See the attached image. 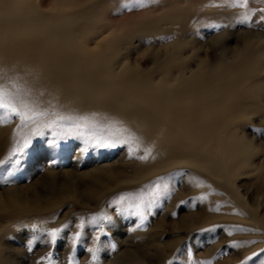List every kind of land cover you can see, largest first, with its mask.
I'll use <instances>...</instances> for the list:
<instances>
[{
    "label": "rangeland",
    "instance_id": "1",
    "mask_svg": "<svg viewBox=\"0 0 264 264\" xmlns=\"http://www.w3.org/2000/svg\"><path fill=\"white\" fill-rule=\"evenodd\" d=\"M15 2L28 19L39 16L46 26L64 28L73 48L64 47L63 52L109 54L116 58L118 71L155 76L158 83L161 69L179 61L187 77L226 74L233 91L226 104L237 106L224 120L230 127L226 136L238 138L247 152L237 157L231 174L224 168L214 174L212 165L202 174L184 168L163 173L167 192L140 226L138 217L122 216L120 205L112 202L123 194L147 192L160 178L143 185H129L130 180L104 184V193L95 198L88 185L100 171L106 178V170L124 160L135 165L141 153L130 157L128 146H122L99 154L101 148L84 151L75 145L57 157L47 147L50 136L33 137L19 152L31 127L21 130L16 117L0 119L1 134L19 131L4 156L7 163L0 167V264H264V254L253 257L264 250V0H248L245 7L238 0H140L141 6L131 10L123 7L126 0ZM246 14L250 20L241 22ZM10 36L13 41L41 35L30 30ZM3 62L0 58V66ZM13 64L22 66L23 59ZM7 70L0 68L1 74ZM174 73L177 79L179 73ZM210 86L209 92L214 88ZM11 159H18L17 164L10 166ZM124 171L134 175L131 169ZM13 199L22 208L38 201L44 210L20 216ZM100 214L112 217L103 232L87 225ZM82 219L86 226L74 245ZM64 225L69 227L53 244L47 233ZM89 249L96 250V259Z\"/></svg>",
    "mask_w": 264,
    "mask_h": 264
},
{
    "label": "bare ground",
    "instance_id": "2",
    "mask_svg": "<svg viewBox=\"0 0 264 264\" xmlns=\"http://www.w3.org/2000/svg\"><path fill=\"white\" fill-rule=\"evenodd\" d=\"M1 14L5 17L0 20V58L4 60L0 68L8 70L0 72V85L19 90L24 98L49 112L87 116L101 125L127 128L137 137L138 145L135 154L129 152V156L138 153L147 156V159L135 158V165L124 160L108 168L106 178L100 171L88 185L93 198L104 193V184L112 186L121 180H130L129 185H143L177 168L202 174L212 165L216 167L212 169L214 174L220 168L234 173L237 157L247 151L238 138L226 136L230 127L224 120L237 107L226 104L233 92L228 87L230 80L226 74L216 78L198 72L187 77L180 62L174 61L161 69L162 80L157 83L155 76L118 71L116 58L109 54L63 52L64 47L73 48L64 28L57 23L46 26L39 16L28 19L27 11L19 10L15 0H0ZM38 19L42 24L35 23ZM30 30L41 36L35 40H10L11 34ZM52 43L58 47L53 48ZM21 58L22 66L13 64ZM174 72L179 73L177 79ZM237 78L234 83L239 82ZM212 84L214 88L207 91ZM238 100L233 99V104ZM17 132L16 128L7 134L0 133V160L12 150ZM75 145L86 147L80 139H69L52 148L60 157ZM212 153L218 154L216 160L210 158ZM125 168L131 169L134 175L126 174ZM35 203L34 207L22 208L13 199L11 205L14 212L22 215L44 210L41 203ZM1 205L0 202V209Z\"/></svg>",
    "mask_w": 264,
    "mask_h": 264
},
{
    "label": "snow or ice",
    "instance_id": "3",
    "mask_svg": "<svg viewBox=\"0 0 264 264\" xmlns=\"http://www.w3.org/2000/svg\"><path fill=\"white\" fill-rule=\"evenodd\" d=\"M247 3L248 0H238V5L240 7H245ZM132 6H141L140 0H135V3H133V0H126L123 4V7L127 10H131ZM249 20L250 16L247 14L241 18V22H248ZM13 117L19 119L21 130L31 127V131L25 137L21 149L17 150L19 152H22L23 148H27L31 144L33 137L45 136L52 137L48 143L50 146H55L57 148L61 141L80 139L86 145L84 151H87L89 147L115 148L118 146H128V150L132 154H135L137 151V137L127 128L117 127L115 124L101 125L98 124L94 118L87 116L65 115L56 111L49 112L24 98L19 90L12 91L5 85H0V119L11 120ZM16 155L17 152H14L13 156ZM139 158L147 159V156H140ZM17 162L18 159H11L10 166L17 164ZM5 163H7V161L0 160V167ZM163 180L164 178H160L159 181L149 186L147 192L142 191L134 194H123L112 203L114 205H120L118 211L122 216L138 217L140 219V226H142L146 218V213L150 212L159 197L167 192L168 185L162 183ZM111 220V216L100 214L90 217L87 221V225L96 228L99 232H103L104 224L106 222H111ZM85 226V221L82 219L79 225H77L81 231L75 233L73 238L74 245L80 242ZM33 227L35 228L36 226ZM67 227H69V225L52 229L47 233V235L51 237V242L53 244H55L59 234ZM104 234L107 235V233ZM38 238L39 237L36 236L33 237L32 240ZM96 239L99 240L100 236L97 235ZM111 247L114 249L116 245L113 243ZM29 250H31V248H29ZM89 251L93 252L92 258L96 259V250L89 249ZM262 254H264V250H262V253H253V257L259 259ZM253 257H249L248 259H252Z\"/></svg>",
    "mask_w": 264,
    "mask_h": 264
}]
</instances>
